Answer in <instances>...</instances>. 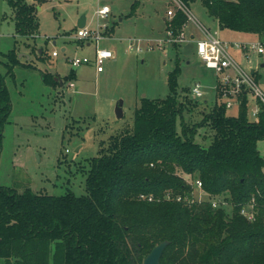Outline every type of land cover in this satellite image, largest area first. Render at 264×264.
Returning <instances> with one entry per match:
<instances>
[{
	"label": "trees",
	"instance_id": "obj_1",
	"mask_svg": "<svg viewBox=\"0 0 264 264\" xmlns=\"http://www.w3.org/2000/svg\"><path fill=\"white\" fill-rule=\"evenodd\" d=\"M19 35L38 33V6L47 0H7ZM188 8L195 0H181ZM223 28L264 36V0H202ZM139 1H134V13ZM189 16L174 9L166 28L180 32ZM1 54V53H0ZM8 73L22 62L15 49L2 53ZM179 64L169 72L165 98L142 97L134 124L112 135L84 164L86 193L22 192L0 185V258L4 264H144L169 240L161 264H264V103L248 116L249 90L230 115L222 92L202 103L198 121L185 117L198 100L180 98ZM42 72L45 84L62 85ZM190 92V89L188 88ZM197 99V98H196ZM13 109L0 71V161L6 123ZM181 120V130L178 122ZM210 135L197 140L200 130ZM199 179L207 198L194 197ZM219 198L227 205L213 206ZM254 203V218L243 213Z\"/></svg>",
	"mask_w": 264,
	"mask_h": 264
},
{
	"label": "rangeland",
	"instance_id": "obj_2",
	"mask_svg": "<svg viewBox=\"0 0 264 264\" xmlns=\"http://www.w3.org/2000/svg\"><path fill=\"white\" fill-rule=\"evenodd\" d=\"M134 1H139L140 6L136 13H131ZM104 4L110 5L111 12L100 19L97 10ZM168 4V9H175L173 0H47L38 6V33L26 36L16 32L8 1L0 0V71L5 75L13 103L4 130L0 185L13 186L20 192L30 188L55 195L85 194L84 164L98 155L101 145H107L112 135L133 126L134 111L142 97L165 98L169 94L168 75L177 64L180 98L197 101L188 88L192 82L200 81L206 91L204 98L209 102L216 100L215 82L222 75H217L214 66L197 55L195 40L190 35L192 31L200 34V23L213 32L216 30L217 24L202 0L190 4L192 18L184 28V42H155L153 49L140 53L129 48V38L165 37L162 13ZM83 16L84 28L96 29L98 23H107L106 37L98 43L77 38ZM217 35L230 43L264 40V36L258 35L243 41ZM97 46L112 49L115 54L106 60L103 72L94 63ZM11 49L31 66L17 64L8 73L7 58L2 53ZM55 51L57 55L53 54ZM229 52L245 71L253 70L257 85L264 92V53L246 54L243 48L234 46L229 47ZM83 56L90 61L74 67L70 59ZM47 71H54L64 83L56 88L45 84L42 72ZM72 81L74 87L69 85ZM120 99L124 102L122 117L116 114ZM248 99V116L255 119L258 99L252 91ZM202 100L191 111H185L186 118L200 120L202 111L207 109ZM238 112L239 104L228 109L230 115ZM178 128L181 130V120ZM207 139L210 135L200 130L197 140ZM258 148L264 156V140L258 142ZM188 180L193 182L191 177ZM194 197L204 199L207 195L195 189ZM3 263L0 258V264Z\"/></svg>",
	"mask_w": 264,
	"mask_h": 264
},
{
	"label": "built area",
	"instance_id": "obj_3",
	"mask_svg": "<svg viewBox=\"0 0 264 264\" xmlns=\"http://www.w3.org/2000/svg\"><path fill=\"white\" fill-rule=\"evenodd\" d=\"M175 2L176 7L181 8L186 14H188L189 18H192V12L190 8L185 6L181 0H173ZM111 12V7L108 4H104L99 7L97 10V14L100 19L106 18ZM167 14L170 18L174 15V9H168ZM201 28L205 32L204 37L195 40L196 43V51L197 55L205 62L210 63L214 66V69L218 76L217 83L218 89L222 92L223 98L226 101V106L231 108L235 104H238V94L242 90V88L248 89L250 92L252 91L258 100L264 103V92L259 88L257 82L252 74V72L245 71L232 57L229 52V47L234 46L238 48H243L245 53L248 54L250 51H256L260 54L264 53V40L257 41H248L241 43H230L229 41L222 40L217 34L212 33L210 30H207L201 23ZM186 27V26H185ZM184 27V28H185ZM184 28L178 32L174 33L171 26L166 28L165 37L164 38H129V48L131 50L135 49L137 53L142 51L151 50L155 46V42L158 45H161L163 42H184L187 39L186 31L184 32ZM108 29L107 23H98L96 29H88V28H80L77 31L76 37L79 39H86L89 41H98L104 37H106V32ZM145 43V46L142 43ZM57 55L55 51L53 53ZM115 57L114 51L109 48H99L96 47L95 55H94V63L96 64L97 70L99 72L104 71V64L106 60L112 59ZM72 65L74 67L79 66L82 63H86L90 61V58L87 56L83 57H73L70 59ZM229 70H234V72H230ZM71 87H74V82H70ZM190 94L197 99H203L206 95V91L204 90V85L200 81L192 82L190 87ZM259 112V103L255 108L253 114L255 119L258 118ZM194 189H198L203 195V184L201 180L195 179L193 180ZM201 200L202 198H198ZM214 207H219L221 205H227V202L223 199L214 198L213 201ZM254 203H250L243 207L242 213L249 219L254 218Z\"/></svg>",
	"mask_w": 264,
	"mask_h": 264
},
{
	"label": "crops",
	"instance_id": "obj_4",
	"mask_svg": "<svg viewBox=\"0 0 264 264\" xmlns=\"http://www.w3.org/2000/svg\"><path fill=\"white\" fill-rule=\"evenodd\" d=\"M140 4V3H139ZM138 4V6H137V8L136 9H138L139 8V5ZM110 6V5H109ZM169 6H170V4H168L167 5V10L164 12L163 11V13H162V19H163V21H164V27H163V29H165L166 28V23H167V21L169 20V18H170V16L167 14V11H168V8H169ZM136 11L137 10H135V13H136ZM213 18V17H212ZM213 21H215L216 22V24H217V27H216V30L213 32L212 31V29H211V27H206L204 24H202L207 30H210L212 33H214V34H217V33H220V34H223V35H225L228 39H238V40H240V41H243V40H246V39H250V38H252L255 34H251V33H243V32H236V31H232V30H229V29H227V28H223L220 24H219V22H218V20H216V19H214L213 18ZM188 26V23H187V25H186V27ZM185 27V28H186ZM199 28H200V34L197 36V33L196 32H191V38L192 39H194V40H197V39H199V38H202V37H204V35H205V32L203 31V29L201 28V26H199ZM164 32V31H163ZM162 36V35H161ZM161 36H157V37H161ZM157 37H155V38H157ZM88 45L90 44V42H88L87 43ZM63 50H65L66 48L65 47H63L62 48ZM103 72V71H102ZM216 84H217V80H216V82H215V88H216ZM216 94V93H215ZM216 96V98H217V94L215 95ZM204 100V102H206V103H214L215 101H213V102H209L206 98H204L203 99ZM4 264V263H3Z\"/></svg>",
	"mask_w": 264,
	"mask_h": 264
},
{
	"label": "water",
	"instance_id": "obj_5",
	"mask_svg": "<svg viewBox=\"0 0 264 264\" xmlns=\"http://www.w3.org/2000/svg\"><path fill=\"white\" fill-rule=\"evenodd\" d=\"M85 17L83 16L79 21V26L83 27L85 25ZM253 72V70H252ZM52 73L55 74L54 71ZM55 78L60 81V83H63V80L60 78V76L55 75ZM123 100L120 99L116 105V114L118 117L123 116ZM169 244V240H162L157 245H155L152 250L149 252V254L144 258V264H161V257L163 255V252L167 245Z\"/></svg>",
	"mask_w": 264,
	"mask_h": 264
}]
</instances>
